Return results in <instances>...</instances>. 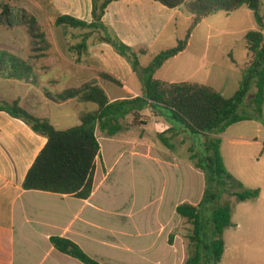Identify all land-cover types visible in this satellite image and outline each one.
I'll list each match as a JSON object with an SVG mask.
<instances>
[{"label": "crops", "instance_id": "crops-1", "mask_svg": "<svg viewBox=\"0 0 264 264\" xmlns=\"http://www.w3.org/2000/svg\"><path fill=\"white\" fill-rule=\"evenodd\" d=\"M17 3L39 20L51 21L54 25L61 15H72L89 23L93 20V0H49L46 5L39 0H17ZM170 9L182 11L181 8ZM170 9L155 0H117L109 4L102 18L104 29H74L55 25L70 36L64 43L67 51L61 49L42 53L28 48L27 51L12 52L23 64L17 70L0 72V100H18L31 115L47 118L56 129L66 130L79 125L83 113L98 109L87 106L93 102L79 98L65 99L64 93L69 89L82 88L89 81L96 80L106 92L105 86L115 84L103 75L109 74L119 80L120 84L115 85L129 94L120 95L121 90L111 88L112 93L116 94L109 96L112 101L142 94V89L133 87L132 78L137 74L132 64L117 52L112 43L102 36V32L106 30L137 51L146 50L152 60L159 53L152 48L165 39L163 34L172 23ZM84 37L87 38V52L79 55L71 51V47ZM7 43L18 48L17 41ZM189 46L162 67L184 55ZM54 47H60V42L56 41ZM232 62L235 60L232 59ZM13 71L22 79L11 77L9 73ZM179 75L181 71H175L169 75L170 78H156L167 82L189 81L177 79ZM58 93L62 94L60 99L56 97ZM260 122L259 119L241 121L228 129L240 123H244L243 127H260ZM117 137L110 138L116 140ZM253 141L262 142L258 139ZM46 144L47 138L36 133L25 121L0 110V264H84L59 251L51 241L53 236L72 240L102 264H186L187 240L191 230L184 233L179 229L187 221L176 212V208L184 202L196 206L202 197H197V202L185 198L183 201L174 199L170 204L176 203L173 214L166 215L165 221L156 225L153 214L123 213L120 200L106 196L105 183L110 179L113 168L109 169L102 152L103 174L101 177L98 175V161L93 191L89 197L27 190L24 188L26 175ZM121 152L119 149V157L124 155ZM165 166L171 168V172L177 167L175 160H171L167 154ZM172 174V181L180 186L179 175L175 171ZM244 187L259 189L260 195L257 199L242 201V221L239 224L232 221V224L242 228L243 250L264 253V186L244 184ZM159 232H165L163 239L159 238ZM224 241L226 252L228 246L225 238ZM164 242L172 255L167 259H155L153 252ZM262 262L264 264V256Z\"/></svg>", "mask_w": 264, "mask_h": 264}, {"label": "trees", "instance_id": "trees-1", "mask_svg": "<svg viewBox=\"0 0 264 264\" xmlns=\"http://www.w3.org/2000/svg\"><path fill=\"white\" fill-rule=\"evenodd\" d=\"M113 1L117 0H93V20L90 23L72 15H61L55 25L74 29H104L102 18ZM155 1L168 8H181L192 17L185 37L175 46L155 54L150 63L141 68L135 51L117 37H105L132 64L142 82V94L112 101L96 80L89 81L82 88L69 89L64 93L65 99L79 98L93 102L98 109L83 113L81 123L66 130L56 129L47 118L31 115L18 100H0V110L22 119L36 133L47 138V144L26 175L24 188L87 198L93 191L97 162L101 159L98 129L108 137H115L123 130L121 120L127 115L132 114L136 122L140 112L146 108L163 112V109L157 108L163 107L168 111V114L164 111L167 121L176 122L191 134L204 137L203 151L192 154L190 158L194 167L204 174L202 199L196 206L184 202L176 208V212L193 227L189 241L194 251L188 256L186 264H219L225 252L224 232L232 226L233 209L231 204L222 203L224 194L235 197L239 202L257 199L260 195L259 189L245 188L225 166L221 135L233 124L263 118L264 4L263 0ZM242 6H247L253 12L258 29L249 31L245 36L249 59L241 66L243 78L231 97H225L210 85L191 81L167 82L155 77L167 61L187 49L193 31L205 18L220 11L230 13ZM37 21L38 18L26 8L0 0L1 23L9 27L29 25V31L35 35ZM87 50L86 37L71 47V51L79 55ZM139 53L145 54L146 50ZM22 64L12 52L0 50V72L17 70ZM15 72L9 75L22 79ZM103 75L113 83L120 84L109 74ZM249 95L252 97V112L239 113L240 106ZM160 139L169 149H174L169 137L160 134ZM207 211L210 216H206ZM51 241L59 251L84 264H102L70 239L53 236Z\"/></svg>", "mask_w": 264, "mask_h": 264}, {"label": "rangeland", "instance_id": "rangeland-1", "mask_svg": "<svg viewBox=\"0 0 264 264\" xmlns=\"http://www.w3.org/2000/svg\"><path fill=\"white\" fill-rule=\"evenodd\" d=\"M2 1L11 2L16 6L19 5L17 0ZM39 1H42L45 5L49 4V0ZM175 10L170 9V14H173L172 23L163 34L165 39L152 48L155 53L176 45L180 39L185 37L191 26V15L183 10ZM255 29H258L257 22L253 12L247 6H242L230 13L225 11L214 13L205 18L195 28L188 51L162 67L156 77L170 78L169 75L172 72L181 71V75L177 76V79H189V81L206 83L215 87L225 97H231L238 89L243 78L241 66L249 59L245 36L249 31ZM34 32L35 35L29 31V25L9 27L0 22V50L5 49L15 53L22 49L27 51L28 48L31 51L42 53L45 51L57 52L61 49L67 51L64 43L67 38L70 39L69 34L56 28L51 21L38 19ZM40 32H42V35H39ZM103 32V37L111 35L106 30ZM11 40L19 43L17 46L19 49L14 48L13 44L7 43ZM56 41L60 42V47L57 49L54 47ZM131 49L138 54L141 68L150 62L149 52L140 54L134 48ZM232 59L235 60L234 63ZM121 73L123 74V71ZM61 79H64V77H61ZM132 83L133 87L143 91V85L141 88L140 84L142 82L138 74L133 76ZM105 87L106 93L110 97L116 95L112 93L111 88L121 90L115 84ZM58 88L60 90L59 85ZM50 90L53 91V88ZM56 95L60 99L62 94L58 93ZM120 95L129 96L126 91L122 90ZM251 98V95H249L245 99L239 108V113L252 112ZM87 106L90 109L98 108L95 103H89ZM157 108L163 109V112L148 107L140 112L136 122L132 114L121 120L123 130L117 135L118 139H116L119 142L108 137L100 129L97 131L104 161L109 169L110 167L113 168L111 169L110 179L105 183L106 196L120 200L123 213L153 214L155 225L164 222L167 218L166 215L173 214L176 203L170 204L174 199L183 201L185 198L187 201L191 199L192 202H197V197L199 199L202 197L205 184L204 174L194 168L190 159L192 154L203 151L202 142L204 137L191 134L176 122L167 121L165 112L168 114V111L161 106ZM260 121V127H255V125L243 127L244 123H240L227 129L221 135V152L227 169L243 185L252 187L264 186V108L263 118ZM160 134L171 139L174 149L165 146L160 139ZM256 139L262 142H254L253 140ZM119 149L124 154L121 157H119ZM165 154L171 160H175L177 167L172 172L170 171L171 168L165 166ZM102 160H99L100 165H98L99 177L103 174ZM174 171L179 175L180 186L172 181ZM222 203L231 204L233 209L232 221L235 224L241 223L243 203L228 194H224ZM208 211L206 216H210ZM192 228L186 222L179 229L187 233V230L192 232ZM158 234L160 239L165 237V232H159ZM224 238L228 249L219 264H263L264 253H259L257 250H251L250 252L243 250L241 227L232 224L225 230ZM187 243V256H190L194 248L189 239ZM171 255L172 251L166 242L160 243L153 252L155 259H167Z\"/></svg>", "mask_w": 264, "mask_h": 264}]
</instances>
